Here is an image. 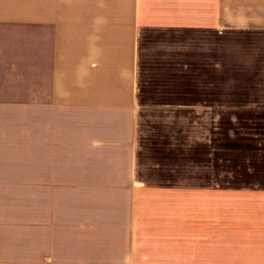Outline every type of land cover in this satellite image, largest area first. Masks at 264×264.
Instances as JSON below:
<instances>
[{
	"label": "crops",
	"instance_id": "1",
	"mask_svg": "<svg viewBox=\"0 0 264 264\" xmlns=\"http://www.w3.org/2000/svg\"><path fill=\"white\" fill-rule=\"evenodd\" d=\"M0 264H264V0H0Z\"/></svg>",
	"mask_w": 264,
	"mask_h": 264
}]
</instances>
